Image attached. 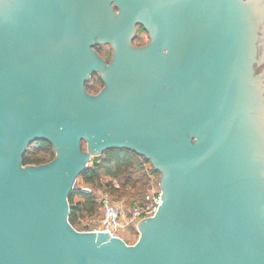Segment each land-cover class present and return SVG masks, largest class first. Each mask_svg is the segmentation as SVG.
I'll use <instances>...</instances> for the list:
<instances>
[{"label":"water","instance_id":"1","mask_svg":"<svg viewBox=\"0 0 264 264\" xmlns=\"http://www.w3.org/2000/svg\"><path fill=\"white\" fill-rule=\"evenodd\" d=\"M119 149L160 174L134 245L69 222ZM0 264H264V0H0Z\"/></svg>","mask_w":264,"mask_h":264},{"label":"trees","instance_id":"2","mask_svg":"<svg viewBox=\"0 0 264 264\" xmlns=\"http://www.w3.org/2000/svg\"><path fill=\"white\" fill-rule=\"evenodd\" d=\"M139 32L147 34L143 29ZM98 47L95 48L97 52ZM93 77H97L98 79L95 80L94 87H91L89 86V82ZM92 78L86 85V89L91 95H93V89L97 90L100 86L104 88V83L98 74L93 75ZM32 147H34V150H31ZM55 157L56 152L49 142L37 141L28 147L23 157V165L42 166L52 162ZM92 164V168H88L79 178L84 185L92 187V192L76 189L75 187L69 200V222L76 230L86 217H94L100 212L101 205L97 197L101 190L108 192L112 199L118 202L114 197L116 193H119L123 189L135 190L137 189V184L143 180L144 184H142L141 188H146V192H141L140 199L134 200L131 203V209H133L144 200L151 186V176H160L152 166L148 169V166L151 165L148 160L126 149L109 150L102 156L94 158ZM133 175H141V178L135 179ZM155 181L158 183L156 185H160L157 179ZM118 182L121 183V188L116 186ZM131 228L135 230L134 225Z\"/></svg>","mask_w":264,"mask_h":264},{"label":"built area","instance_id":"3","mask_svg":"<svg viewBox=\"0 0 264 264\" xmlns=\"http://www.w3.org/2000/svg\"><path fill=\"white\" fill-rule=\"evenodd\" d=\"M150 168L151 165L148 166V169ZM161 197L162 190L160 185L152 184L144 200L130 211L129 220H127L124 206L115 202L108 192L101 190L98 198L102 214L101 226L92 232H104L112 237L123 239L122 232L126 227L134 225L136 228L142 220L152 218L157 214L162 205Z\"/></svg>","mask_w":264,"mask_h":264},{"label":"rangeland","instance_id":"4","mask_svg":"<svg viewBox=\"0 0 264 264\" xmlns=\"http://www.w3.org/2000/svg\"><path fill=\"white\" fill-rule=\"evenodd\" d=\"M148 43H149L148 35L146 33H143V32H141V33L138 32L137 36H136V40L134 42V46L141 48V47L147 45ZM98 53L104 60H106L109 63V61L111 59V55H112V50H111L110 46H107V45L99 46L98 47ZM97 79H98L97 77L96 78L93 77L92 80L89 82V86L94 87V84L96 82L95 80H97ZM102 89H103V87H101V86L97 90L93 89V91H92L93 95H97L100 91H102ZM83 149H84V151H86L87 150L86 146H83ZM31 150H34V147H32ZM94 158H96V157H94ZM93 159H92V161H93ZM46 160H47V158H46ZM92 161L89 164V168H92V166H93ZM140 176L133 175V177L135 179H137V178L140 179L141 178ZM156 179L158 180V182H160L159 181L160 176H156V177L153 176V178H151L152 181H151L150 185L158 184L155 181ZM142 184H144L143 180H141L137 184V189H135V190L123 189L122 191H120L119 193H116L114 195L115 199H117V201L124 206L127 220H129V216H130L129 212L132 210L131 209L132 208L131 207V203L134 200L140 199V194H142L143 192H146V190H145L146 188L145 189L141 188ZM116 186L118 188H121V183L118 182ZM75 187H76V189H82V190L87 191V192H92V187L84 185L83 182L81 181V179H79L77 181ZM135 197H137V198H135ZM97 198H99V194H98ZM101 218H102V214H101V210H100V212L96 216H94V217H86L82 221L81 225L79 227H77V231H80V232H92V231H94L96 229H99L100 226H101ZM131 226H133V225H131ZM131 226L130 227H126L123 230V232H122V238L124 239V241L128 245L136 244V242L138 241V239L140 237V233H139L138 227H136L135 230H134V229L131 228Z\"/></svg>","mask_w":264,"mask_h":264},{"label":"flooded vegetation","instance_id":"5","mask_svg":"<svg viewBox=\"0 0 264 264\" xmlns=\"http://www.w3.org/2000/svg\"><path fill=\"white\" fill-rule=\"evenodd\" d=\"M141 29H143L144 30V28L142 27V26H138V30H137V33L141 30ZM145 31V30H144ZM146 32V31H145ZM137 33H136V35H135V37H134V40H133V46H134V42H135V40H136V36H137ZM147 35H148V37H149V43H150V36H149V34L147 33ZM148 43V44H149ZM147 44V45H148ZM147 45H145V46H147ZM102 46V45H101ZM107 46H109V45H107ZM145 46H143V47H145ZM111 47V46H110ZM135 47V46H134ZM137 48H139V47H137ZM142 48V47H141ZM111 50H112V48H111ZM112 55H113V50H112ZM112 55H111V58H112ZM110 61H111V59H110ZM109 61V62H110ZM159 181H160V179H159Z\"/></svg>","mask_w":264,"mask_h":264}]
</instances>
